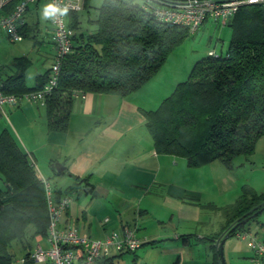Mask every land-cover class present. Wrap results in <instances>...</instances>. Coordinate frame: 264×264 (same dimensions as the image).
Segmentation results:
<instances>
[{
	"label": "crops",
	"instance_id": "obj_1",
	"mask_svg": "<svg viewBox=\"0 0 264 264\" xmlns=\"http://www.w3.org/2000/svg\"><path fill=\"white\" fill-rule=\"evenodd\" d=\"M89 2L84 0L83 10ZM48 4L49 0H38L29 6L21 41L11 42L0 30L2 83L17 76L27 88L44 82L54 54L49 18L45 24L49 27L41 25ZM80 25L79 14L74 30L77 38L96 29V24L86 30ZM149 81L127 96L74 92L66 104L68 119L63 130L48 128L45 105L26 100L5 105L0 110V133L10 132L34 160L38 178L52 182L56 200L71 197L59 228H75L81 236L101 239L110 231L134 227L144 240L133 252L100 258L95 264H215L216 240L230 222L222 209L237 200L244 184L264 192V180L247 177L238 182L234 167L228 168L220 160L191 167L182 157L158 153L144 112L155 109L166 93L161 85L156 94L150 93ZM260 152L264 158V136L251 155ZM251 162L252 173L262 168ZM246 227L264 241V210ZM33 230L30 227L26 234L25 245H11L16 264L37 245L49 247L47 237L34 235ZM223 255L226 264H264L234 235L225 239ZM25 264L51 263L28 260Z\"/></svg>",
	"mask_w": 264,
	"mask_h": 264
},
{
	"label": "trees",
	"instance_id": "obj_2",
	"mask_svg": "<svg viewBox=\"0 0 264 264\" xmlns=\"http://www.w3.org/2000/svg\"><path fill=\"white\" fill-rule=\"evenodd\" d=\"M78 18L79 12L69 13L73 30ZM94 23L90 34H74L58 87L45 102L50 130L65 129V108L74 92L127 96L141 88L189 33L184 26L155 20L140 0H103ZM226 25L231 45L225 54L197 62L169 96L144 112L156 151L182 157L191 167L220 160L231 168L235 157L253 154L264 136V3L241 6ZM43 83L27 88L21 76L11 77L2 90L21 95ZM32 160L10 132L0 133V264H16L11 245H25L30 227L34 235H47L45 190ZM263 205L264 192L244 184L237 200L222 209L230 221L226 231L235 236L250 230L246 226Z\"/></svg>",
	"mask_w": 264,
	"mask_h": 264
},
{
	"label": "built area",
	"instance_id": "obj_3",
	"mask_svg": "<svg viewBox=\"0 0 264 264\" xmlns=\"http://www.w3.org/2000/svg\"><path fill=\"white\" fill-rule=\"evenodd\" d=\"M38 0H0V30H4L11 42L23 39L22 29L25 25V14L31 4ZM14 2L13 6L11 4ZM84 0H49L58 8L67 9L63 15L57 14L49 18L52 27V42L54 46L53 60L47 73L46 81L35 90L23 94L5 93L2 90L0 77V110L5 105H18L26 100L39 105H45L46 100L57 89L60 79V69L65 57L73 50L74 30L69 27L67 15L70 12H81ZM264 0H140V7L150 13L161 23H171L187 28L189 33L197 32L208 20L226 25L228 20L247 4H261ZM9 10L5 11L6 8ZM214 58L220 53L208 51ZM35 167V162L32 160ZM36 168V167H35ZM43 183L48 212L47 249L37 245L20 262L29 259L33 263L51 264H95L100 258L122 252H133L144 240L139 238L134 227H125L122 231H110L101 239L81 236L75 228H59L61 216L65 212L71 197L68 195L55 199L51 183L40 178ZM235 236L244 240L254 254L264 260V241L250 230H238Z\"/></svg>",
	"mask_w": 264,
	"mask_h": 264
},
{
	"label": "rangeland",
	"instance_id": "obj_4",
	"mask_svg": "<svg viewBox=\"0 0 264 264\" xmlns=\"http://www.w3.org/2000/svg\"><path fill=\"white\" fill-rule=\"evenodd\" d=\"M102 3L103 0H90L88 8L79 12L81 30H86L88 28L92 29L94 27L95 23L93 21L96 19L98 8L102 5ZM41 22L42 26L47 24L46 18L42 16ZM47 26L48 25H45V27ZM6 42H10L7 37ZM230 45L231 31L229 26L220 25L218 23H215L214 25L213 23H210V21H207L199 31L195 33H188L182 39V41H180V43L172 50V52L169 54L168 58L166 59L160 70L157 72V74L150 79L149 82L151 85H149L148 88L150 89V91H153L150 93L156 94L158 92V88L156 89V87H159L160 85L163 86L161 87V89L165 91L164 93L166 94L165 96H161L159 98V101L161 102L164 97H167L172 93L175 88V85L177 84V81H184L188 77L193 66L202 59L207 58L208 50L211 49L217 53L225 54V52L229 49ZM172 84L174 86H172ZM250 161H252L251 164H256L262 168L256 169V171L252 173L250 171L251 168H249ZM241 162H243V167L240 164ZM247 165L248 167H246ZM232 166L234 167V174L238 176V182L239 179H247V177H250L252 180H255L256 178L264 180V158L261 152L259 155H256V157H252V155H249L247 157L242 155L237 156L232 161ZM49 182L52 183L51 181ZM0 186H3V182L1 180ZM259 217L262 218V215H259ZM16 243L17 242H13L12 247ZM18 264H20V262H18Z\"/></svg>",
	"mask_w": 264,
	"mask_h": 264
},
{
	"label": "water",
	"instance_id": "obj_5",
	"mask_svg": "<svg viewBox=\"0 0 264 264\" xmlns=\"http://www.w3.org/2000/svg\"><path fill=\"white\" fill-rule=\"evenodd\" d=\"M262 205V204H261ZM264 210V205L261 206V208H259L257 211L254 212L253 215H257L258 213H260L261 211ZM248 219L243 221V224H245L247 222ZM229 232H227L226 230L223 232V234L221 236L218 237V239L216 240V247H217V258L220 264H226L225 263V259H224V255H223V244L225 242V239L229 236Z\"/></svg>",
	"mask_w": 264,
	"mask_h": 264
},
{
	"label": "clouds",
	"instance_id": "obj_6",
	"mask_svg": "<svg viewBox=\"0 0 264 264\" xmlns=\"http://www.w3.org/2000/svg\"><path fill=\"white\" fill-rule=\"evenodd\" d=\"M67 12V9L58 8L55 4H48L44 7L42 16L44 18H53L57 14L63 15Z\"/></svg>",
	"mask_w": 264,
	"mask_h": 264
}]
</instances>
